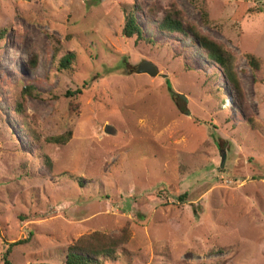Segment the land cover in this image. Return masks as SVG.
I'll use <instances>...</instances> for the list:
<instances>
[{
  "label": "rangeland",
  "instance_id": "1",
  "mask_svg": "<svg viewBox=\"0 0 264 264\" xmlns=\"http://www.w3.org/2000/svg\"><path fill=\"white\" fill-rule=\"evenodd\" d=\"M171 8L233 53L242 106L194 42L155 28ZM125 226L103 264H264V0H0V264L15 241L12 264H64L72 240Z\"/></svg>",
  "mask_w": 264,
  "mask_h": 264
},
{
  "label": "trees",
  "instance_id": "2",
  "mask_svg": "<svg viewBox=\"0 0 264 264\" xmlns=\"http://www.w3.org/2000/svg\"><path fill=\"white\" fill-rule=\"evenodd\" d=\"M203 21L209 23L206 12L202 13ZM155 28L159 31L166 33H178L182 37L190 39L195 45L204 53L207 60L211 61L214 65H218L223 74V79L229 87V91L236 92L239 105L242 106V92L239 80L234 71V55L223 43L215 41L205 33H202L193 23L185 22L179 10L175 8L167 9L164 11L163 17L156 22ZM122 35L125 38L141 39L142 29L138 23L137 17L133 10H125L124 24L122 27ZM247 59L249 67L255 74L261 65V60L251 53L244 55ZM75 56L73 52L64 53L59 58V68L67 69L71 65ZM36 65V58L32 61V67ZM84 87V86H83ZM81 87V89L83 88ZM169 88V86H168ZM31 85L23 87L22 92L31 94ZM81 89H77V93H81ZM169 92H173L170 88ZM73 93V92H72ZM67 94H71L67 91ZM173 96L175 93H172ZM16 111L19 114L23 112L22 102H17ZM250 120V118H249ZM252 126V125H251ZM70 138V132L59 134L57 136L47 137L46 141L55 144H65ZM50 161L46 160L47 167ZM81 184V183H79ZM183 195L179 196V199ZM130 238V229L125 226L118 234H109L100 230H94L89 233L83 234L78 238L72 240L65 249L63 263L64 264H103L106 261H113L119 255V250L123 247ZM20 242L15 241L10 243L9 247L2 254V264H12L8 259L11 251V245H16Z\"/></svg>",
  "mask_w": 264,
  "mask_h": 264
},
{
  "label": "water",
  "instance_id": "3",
  "mask_svg": "<svg viewBox=\"0 0 264 264\" xmlns=\"http://www.w3.org/2000/svg\"><path fill=\"white\" fill-rule=\"evenodd\" d=\"M155 71V67L151 62L147 61H142L138 64L136 72L138 73H147L149 75H152ZM181 96V95H180ZM189 113V112H187ZM224 154H222L221 157V163H220V168L223 166L224 163Z\"/></svg>",
  "mask_w": 264,
  "mask_h": 264
}]
</instances>
